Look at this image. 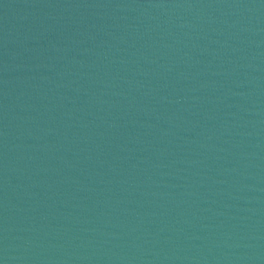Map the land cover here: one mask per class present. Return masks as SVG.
Segmentation results:
<instances>
[{"label": "water", "instance_id": "95a60500", "mask_svg": "<svg viewBox=\"0 0 264 264\" xmlns=\"http://www.w3.org/2000/svg\"><path fill=\"white\" fill-rule=\"evenodd\" d=\"M0 264H264V0H0Z\"/></svg>", "mask_w": 264, "mask_h": 264}]
</instances>
